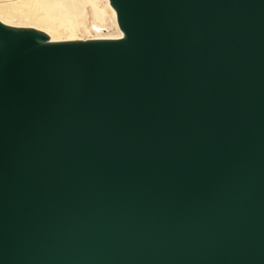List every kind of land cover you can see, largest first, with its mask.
Masks as SVG:
<instances>
[{
  "label": "water",
  "instance_id": "95a60500",
  "mask_svg": "<svg viewBox=\"0 0 264 264\" xmlns=\"http://www.w3.org/2000/svg\"><path fill=\"white\" fill-rule=\"evenodd\" d=\"M109 3L0 20V264H264V0Z\"/></svg>",
  "mask_w": 264,
  "mask_h": 264
},
{
  "label": "rangeland",
  "instance_id": "374dc122",
  "mask_svg": "<svg viewBox=\"0 0 264 264\" xmlns=\"http://www.w3.org/2000/svg\"><path fill=\"white\" fill-rule=\"evenodd\" d=\"M109 5V0H0V19L57 39L115 36L119 27ZM95 9L103 11V20H96Z\"/></svg>",
  "mask_w": 264,
  "mask_h": 264
},
{
  "label": "bare ground",
  "instance_id": "6f19581e",
  "mask_svg": "<svg viewBox=\"0 0 264 264\" xmlns=\"http://www.w3.org/2000/svg\"><path fill=\"white\" fill-rule=\"evenodd\" d=\"M109 6H110V8L113 10L112 12L114 13V15L116 16V12H115V10L112 8L111 5H109ZM77 14L80 15L81 12H78ZM94 16H95L96 20H99V19H100V20H103V19H104V17H103V11H102V10H99V9H95V11H94ZM0 20H1V19H0ZM116 20H117V19H116ZM2 21H3V20H2ZM3 22H5V21H3ZM5 23H7V22H5ZM7 24L14 25V24H11V23H7ZM117 24H118V23H117ZM17 26H18V25H17ZM118 27H119V26H118ZM118 31H119V34H117V35H115V36H100V37H90V38H118V37H122L123 33H122L121 29L118 28ZM50 37H51L52 40L84 39V38L57 39V38L53 37L51 34H50ZM85 39H89V38H85Z\"/></svg>",
  "mask_w": 264,
  "mask_h": 264
}]
</instances>
